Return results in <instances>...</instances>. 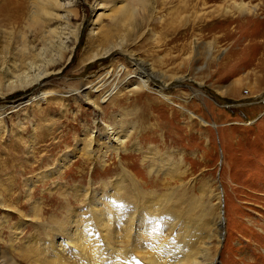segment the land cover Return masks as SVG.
<instances>
[{
    "label": "rangeland",
    "instance_id": "1",
    "mask_svg": "<svg viewBox=\"0 0 264 264\" xmlns=\"http://www.w3.org/2000/svg\"><path fill=\"white\" fill-rule=\"evenodd\" d=\"M5 1L0 0V8ZM245 1L257 5L256 10H238L234 0H210L199 11L191 0H147L144 14L138 0H121L103 8L105 0H77V15H69L63 24L79 31L78 41L74 37L68 41L75 47L71 59L44 87L0 94L8 129L5 133L0 126V262L4 256L26 264L24 245L39 230L34 220L21 221L17 208L30 215L32 203L40 202L42 223L53 225L51 215L62 218L68 204L80 208L78 184L84 186L91 179L97 186L111 178L122 155L110 151L109 166L92 164L84 155V142L94 130L95 119L109 124L125 111L129 115L123 119L125 127L135 128L132 140L152 149L159 160L173 159L178 167L165 178L162 173L149 174L150 180L170 183L160 191L189 183L193 201L199 205L206 200L214 217L220 194L225 234L217 264H248V257L264 264V0ZM221 5L222 11L213 12ZM131 8L142 16L132 23L122 14ZM18 27L25 31L24 22ZM14 30L12 38L0 33L1 88L14 79L16 25ZM119 43L124 48L115 46ZM89 46L101 53L109 46L116 50L85 61ZM133 54L144 61L139 69L147 73L146 68H153L161 74L152 80L156 86L166 85L165 98L152 89L137 97L126 87L113 94L117 83L134 75ZM108 73L113 76L96 87L97 77ZM43 91L57 94L43 96ZM131 147L129 152L138 159L128 160L137 173L143 155ZM67 149L75 151L69 165L33 186L28 199L24 181L54 167ZM121 160L128 164L124 157ZM204 185L208 196L201 199ZM6 187L10 194L3 196ZM38 236L43 242L44 234Z\"/></svg>",
    "mask_w": 264,
    "mask_h": 264
},
{
    "label": "bare ground",
    "instance_id": "2",
    "mask_svg": "<svg viewBox=\"0 0 264 264\" xmlns=\"http://www.w3.org/2000/svg\"><path fill=\"white\" fill-rule=\"evenodd\" d=\"M27 1L6 0L5 4L1 5L4 8H0V33L4 32L6 36L12 38L16 25V63L15 69H11L14 79L10 82L7 80V86L5 83V87H0L1 95L21 88L44 87L47 79L56 74L57 70L59 72L62 65L73 56L75 47L68 44V41L72 37L75 41L79 39L77 29L70 30L68 26H64L69 15H77V0H29V5ZM119 1L121 0H105V5L102 4L101 7H108L111 3L115 5ZM209 1L191 0V4L195 11H199L200 7L205 8ZM234 1L241 11L252 12L257 8V5L249 6L245 0ZM138 3L143 4L144 14H147V0H138ZM222 6H217L213 12L222 11L224 9ZM122 14L125 21L130 23L142 17L136 8L123 11ZM100 16L101 13L98 18ZM21 22L25 23V31L18 27ZM5 25L13 26L10 30L6 29L7 27L3 30L2 26ZM115 46L122 49L124 43ZM114 50L116 49H113V46H109L101 53L94 46H89L83 54V60L94 61L101 56L111 55ZM134 56L133 54L132 61L137 67L134 68L132 77L135 79L125 77L124 81H120L112 88L113 94H118L121 87H126L130 95L136 94L137 97L144 90L152 89L160 97L165 98L166 85L156 86L152 80L153 77H162L161 74L153 68H146L147 73L142 71L139 67L144 68V61ZM112 76V73L103 77L99 75L96 87L106 83ZM105 91L106 89L103 93ZM108 92L107 90L105 93ZM48 94L56 95L57 92L43 91L42 95ZM90 103L95 109L98 108L92 100ZM5 112L6 108H0V126H4L2 129L6 133L8 129L4 123ZM125 114L123 111L113 116L115 118L109 124H105L102 119L94 120V130L84 142L83 152L86 159L92 164L104 167L109 166L106 159L108 152L122 156L119 157L120 164L117 170L107 182L102 181L96 186L90 179L84 186L77 185L81 189H78L81 197V206L78 210L68 204L62 218L51 215V221L55 224L50 225L41 221L40 212L43 211L40 202L31 200L33 203L30 215L19 211V208L16 209V212H20L18 216L21 221L30 218L38 224L39 229L37 233L30 235L28 243L24 245L26 264H217L225 220L223 212H220V194L218 193L216 197L219 212L214 217L211 215L212 210L204 203L206 200L199 205L193 201V194L189 193L191 188L189 183L184 182L178 188L160 191L170 186V183H160L157 179L150 180L149 174L162 173L165 178L178 167L176 164L173 165V159L159 160L154 156L156 154L152 149L142 148L139 140H132L135 128L125 127L123 119L129 116ZM31 140L34 144V139ZM78 144L79 141L76 148L80 147ZM130 146L143 155V165L140 163L139 173L132 170L134 163H131V157L135 156L129 152ZM72 153L75 151L67 149L59 158L57 157L54 167L35 173L24 181L28 199L31 197L33 186L59 174L69 165L73 158ZM122 157L128 164L122 162ZM179 176L183 179L185 174ZM6 188L7 193L3 196L10 194L9 188ZM200 191L201 199L202 196H208V188L205 185L201 186ZM198 207H201V212L197 210ZM41 232L44 234L43 242L39 239L41 236H38ZM247 263L260 264L255 257H248ZM0 264L16 263L11 257L3 256Z\"/></svg>",
    "mask_w": 264,
    "mask_h": 264
},
{
    "label": "water",
    "instance_id": "3",
    "mask_svg": "<svg viewBox=\"0 0 264 264\" xmlns=\"http://www.w3.org/2000/svg\"><path fill=\"white\" fill-rule=\"evenodd\" d=\"M224 217V216H223ZM225 234V222H224V232H223V235ZM224 237V236H223Z\"/></svg>",
    "mask_w": 264,
    "mask_h": 264
}]
</instances>
